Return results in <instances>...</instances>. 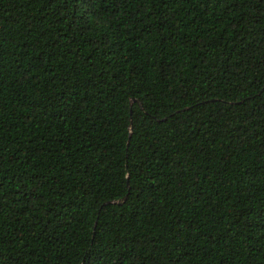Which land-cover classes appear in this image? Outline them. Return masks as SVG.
<instances>
[{
	"label": "trees",
	"instance_id": "16d2710c",
	"mask_svg": "<svg viewBox=\"0 0 264 264\" xmlns=\"http://www.w3.org/2000/svg\"><path fill=\"white\" fill-rule=\"evenodd\" d=\"M0 264H264V0H0Z\"/></svg>",
	"mask_w": 264,
	"mask_h": 264
},
{
	"label": "water",
	"instance_id": "95a60500",
	"mask_svg": "<svg viewBox=\"0 0 264 264\" xmlns=\"http://www.w3.org/2000/svg\"><path fill=\"white\" fill-rule=\"evenodd\" d=\"M124 199H125V198H124ZM122 200H123V199H122ZM122 200H120V201H119V203H121V202H122Z\"/></svg>",
	"mask_w": 264,
	"mask_h": 264
}]
</instances>
